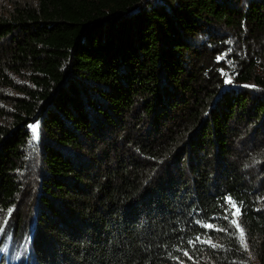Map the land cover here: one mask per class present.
Masks as SVG:
<instances>
[{
    "label": "trees",
    "instance_id": "1",
    "mask_svg": "<svg viewBox=\"0 0 264 264\" xmlns=\"http://www.w3.org/2000/svg\"><path fill=\"white\" fill-rule=\"evenodd\" d=\"M230 36L244 56L228 51ZM224 53L235 66L217 60ZM17 71L31 86L0 122V226L23 205L38 121L32 264H179L170 253L185 264L252 253L264 264V182L245 171L264 150L241 145L264 127V0L15 4L0 16V82ZM228 195L243 202L247 251ZM26 220L16 215L14 229ZM197 236L212 243H187Z\"/></svg>",
    "mask_w": 264,
    "mask_h": 264
},
{
    "label": "rangeland",
    "instance_id": "2",
    "mask_svg": "<svg viewBox=\"0 0 264 264\" xmlns=\"http://www.w3.org/2000/svg\"><path fill=\"white\" fill-rule=\"evenodd\" d=\"M35 1L36 0H0V16L2 14H8V12L12 9L13 5L15 4H34ZM226 48L228 50L231 49V54L238 57L244 56V54H246L248 50L245 45L241 44V40H236L231 36L228 45H226ZM230 59L231 56H227V60ZM223 61L224 63H226L224 59ZM226 64V67H230L232 65L235 66L234 63H232L231 65L228 63ZM226 73L229 76L233 77L232 73ZM7 74L10 78V85L8 83L0 82V106L6 111L5 115L0 117V122H8L12 120V114L14 113L15 104L17 100H19L20 98H24L22 89L29 88L31 86L24 71H17L16 73L9 72ZM227 87L235 89V86L232 84H228ZM262 95L264 98V92ZM35 123L36 122H32L29 125ZM28 131L31 134L30 140H32L33 133L29 127ZM262 131L263 132L260 133L258 136L256 134H253V136H256L255 143L253 141H248L247 139H245L243 144H241L242 146H249L247 147L248 149H245L246 153H248L249 151L255 152L264 150V145L260 147V142L262 140L264 141V127H262ZM38 137L39 138L35 141H32V143H30L29 140L27 144L26 158L24 163V177L22 179L25 191L23 195V205L18 210L15 209L10 217H7V224H3V227L6 228L0 238V241H2V243H0V264H25V262L27 261H29V264L33 263V257L30 253L29 241L32 237L30 233L32 227L36 226V224H32L34 206L31 201V191L33 187H36V173H38L37 171L39 169L40 163V124L38 128ZM250 149H252L253 151H251ZM251 157L252 158L247 163L245 171L248 174L252 173L251 178L255 176V178H258L259 184H262L264 182V160L260 158V155L251 154ZM16 215L25 217L27 216L24 229H22L21 226L16 227V229H14V225L16 223ZM248 254L250 258H246L245 263L239 262V264H260V262L256 260L252 253Z\"/></svg>",
    "mask_w": 264,
    "mask_h": 264
},
{
    "label": "snow or ice",
    "instance_id": "3",
    "mask_svg": "<svg viewBox=\"0 0 264 264\" xmlns=\"http://www.w3.org/2000/svg\"><path fill=\"white\" fill-rule=\"evenodd\" d=\"M229 52L231 51V49L228 50ZM227 55L228 53H224L222 56H218L217 57V60H221V59H224L226 61V63L228 64H232V61L231 60H227ZM220 73L224 76H226L227 78L224 80V83L225 84H231L233 83V77L229 76L225 70L222 68L219 70ZM245 87H254L252 85H245ZM30 128V130L32 131L33 133V136H32V140H30V143H32V141H35L37 140L39 137H38V128H39V122L37 121L35 124H31L28 126ZM224 201L225 203L229 206V207H226L225 208V213H228V212H231V215H232V219H231V224L237 229L238 233H239V238H240V243L243 245V247L245 249L248 248V244H247V241H246V238H245V232H244V229L241 227L240 223L238 222V220L236 219V217L238 215L241 214V206H242V201L240 202V206L237 205V202L236 200L228 195V196H225L224 197ZM14 208L15 206L13 205L12 207H10L8 210H7V213L5 214V218L3 219L2 221V224H7L8 220L6 217H10L14 211ZM0 213H3V210L0 209ZM225 220H228L229 217L228 215L226 214L224 217H223ZM197 224H200L202 223L201 221H196ZM203 227L204 228H215V225L212 224V223H203ZM220 231H224L225 229H219ZM5 231L4 227L0 226V233H3ZM234 235L236 233H233ZM196 241H201V238L199 236L195 237L194 239H189L187 241L188 244H191V245H195V242ZM202 243H212L211 239H208V240H203L201 241ZM0 243H2V241H0ZM213 247H216L215 244L212 245ZM183 256H187L189 257V259L192 258L191 256V253L188 251L187 248H180L179 249ZM171 256L172 259L174 260H177L179 262V264H185V262L182 260L181 256H172V254L170 253L169 254Z\"/></svg>",
    "mask_w": 264,
    "mask_h": 264
},
{
    "label": "bare ground",
    "instance_id": "4",
    "mask_svg": "<svg viewBox=\"0 0 264 264\" xmlns=\"http://www.w3.org/2000/svg\"><path fill=\"white\" fill-rule=\"evenodd\" d=\"M152 138H153V137H152ZM146 165H147V164H146ZM151 165H152V164H151ZM151 165H150V166H151ZM146 170H147V169H146Z\"/></svg>",
    "mask_w": 264,
    "mask_h": 264
}]
</instances>
